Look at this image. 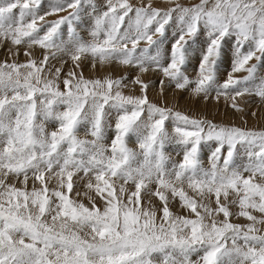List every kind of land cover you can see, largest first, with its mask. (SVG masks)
<instances>
[{"label":"snow or ice","instance_id":"6c2138e0","mask_svg":"<svg viewBox=\"0 0 264 264\" xmlns=\"http://www.w3.org/2000/svg\"><path fill=\"white\" fill-rule=\"evenodd\" d=\"M170 2L174 6L162 11L151 3L134 7L129 0H108L98 12L93 0H65L46 15L71 12L43 33L41 0L0 5V38L45 50L39 60L26 51L27 62L0 64V264H264L258 227L264 218L252 214L264 215V131L220 126L158 106L139 76L132 83L141 95H125V78L89 79L81 69L91 58L94 68L99 63L159 71L195 97L207 100L214 92L216 101L230 98L236 111H243L238 97L257 95L264 101V80L249 87L258 65L264 68V0H201L192 7ZM86 5L95 13L90 41L77 32ZM174 14L179 35L165 54V26ZM201 28L207 41L193 82L185 66ZM231 37L232 71L247 76L230 74L218 83L221 50ZM141 42L147 46L138 47ZM245 44L249 49L242 51ZM252 60L257 64L249 66ZM69 61L72 69L62 77ZM112 110L115 135L106 144ZM169 120L175 124L171 133ZM49 121L57 123L56 130H47ZM82 125L90 138L80 137ZM130 137L139 151L128 146ZM210 141L216 146L205 168L200 154ZM173 143L183 156L169 164L165 148ZM241 153L247 158L242 169L236 167ZM10 174L22 187L7 182ZM76 181H85L87 206L72 195ZM230 195L236 197L231 201L238 206L236 215L248 225L232 222ZM170 199H178L191 218L175 214ZM195 253L202 255L193 262Z\"/></svg>","mask_w":264,"mask_h":264},{"label":"rangeland","instance_id":"374dc122","mask_svg":"<svg viewBox=\"0 0 264 264\" xmlns=\"http://www.w3.org/2000/svg\"><path fill=\"white\" fill-rule=\"evenodd\" d=\"M107 3H105V2ZM138 1V2H137ZM158 1V2H157ZM160 1V2H159ZM162 1V2H161ZM11 2V0H0V5ZM65 0H41L40 8L37 10L39 15H44L45 20L39 22L38 26L41 28V32L43 33L46 30V27L50 22L61 19L62 17L68 16L71 10L63 11L56 13L54 15H46V13L52 11L53 7L57 4L64 3ZM96 4V8L98 12H102L106 9L108 0H93ZM113 3L116 0H112ZM137 2V3H136ZM143 2V3H142ZM180 4L185 7H192L201 3V0H178ZM211 2V0H210ZM104 3V4H103ZM134 7H140L146 5V3H151L155 8H159L162 11L169 9L174 6L170 0H129ZM137 4V5H136ZM16 14H18L19 9L14 10ZM93 15V16H92ZM95 13H93L87 5L85 6V12L81 15V20L77 22V32L82 36V38L86 40H91V30L94 25ZM30 19V18H28ZM47 19V20H46ZM125 22L127 24V18H125ZM90 23V24H89ZM90 25V26H89ZM155 27V24L152 26ZM180 24L175 14L173 15V19L170 21L168 25L165 26L166 29V43L163 46L164 53L167 54L171 48L172 43L178 38L179 35ZM123 30V29H122ZM62 39L67 40V25H62L61 29ZM90 35V36H89ZM86 37V38H85ZM154 39H159V36H154ZM2 41V42H1ZM207 41V33L206 30L201 28V33L198 34L197 43L193 45L195 49L194 54L191 56L189 63L185 66L186 71L185 74L189 77L191 81H195L198 78V68L201 59V52L203 51ZM191 43V41H190ZM147 44L145 42H141L138 47H146ZM249 49V45L245 44L242 51H247ZM26 51H30L32 54L31 58H35L37 60L42 58L45 50L41 49L38 45H33L30 49L27 44H21L19 46L13 45L11 39H3L0 38V64L2 63H25L30 57L25 55ZM197 52V55H196ZM236 54V46H235V37L226 38L224 45L221 50V58L217 65V82L223 83L227 80L228 76L232 74L234 78L242 79L247 76V72L241 71L238 73H233V65ZM93 62L91 58H87L83 60L81 65V69L86 78L94 79V78H105L111 76L113 78H125V82L127 83V87L123 89L125 95H141L140 87L132 83V81L139 76L145 83L149 85L148 88V98L150 102L157 104L158 106H163L167 108H171L173 111H179L182 114L188 115L192 118H199L211 121L220 126H229V127H238L245 130L251 131H264V101L257 95H246L244 97H238L237 103L243 111H236L231 107V99H225L221 97L219 101L214 99L215 93H212V96L207 100L202 97H195L192 95L190 89L179 90L176 89L173 84H170L168 80L163 77L162 73L155 70H150L146 73L139 72L135 67L132 66H121L119 64H110V65H100L96 64L94 68L92 66ZM252 64H257V61L252 60L249 63V66ZM57 67H60V63L56 64ZM72 69V63L69 61L68 63L63 64V73L62 77L65 73ZM90 69V70H89ZM79 71V70H78ZM264 80V68H260L258 65V72L256 74V78L254 81L249 83V87L259 86L261 81ZM161 81H164L163 86L161 85ZM63 88V85H60ZM190 87H194V84ZM179 95V96H178ZM189 96V97H188ZM213 104V105H212ZM202 105V106H201ZM209 106V107H208ZM60 110H63V106L60 107ZM262 110V111H261ZM116 113L115 110L111 111V114L108 117V123L111 125L106 131V139L105 143L110 144L111 139L115 135L114 125L116 122ZM143 119V117H142ZM261 120V121H260ZM166 127L171 133L175 127L173 121L169 120L166 122ZM46 128L49 132L56 130L57 123L54 121H49L46 123ZM79 135L81 138H90L85 137L84 134V126L82 125L79 129ZM128 146L135 151H139L138 144L134 137H130L128 141ZM216 146L215 141H210L202 145L201 150V160L203 163V167H210V156L212 151ZM166 154L169 156V164L178 163L182 160L183 149L181 146L176 144L166 145L165 148ZM247 163L246 156L241 153V155L236 160V167L242 169ZM245 176L248 173H244ZM8 183H15L16 187H22L18 182H15L11 179V174L7 181ZM55 181H53L49 187H54ZM35 187L39 188V184L37 183ZM29 190L33 188L32 181H29L28 185ZM79 195H76V193ZM87 189L85 188V181H76L74 184L73 197L77 200V202H82L86 206L89 205L88 197L85 195ZM89 195H93V193H89ZM233 199H236L234 195L229 196V207L233 212L232 222L236 224H240L241 226H246L250 222L247 221L243 217H239L236 213L239 211L238 206L236 204L231 203ZM99 204V200H97ZM170 207L172 211L177 215L189 216L191 218L192 214L181 207L178 199H170L169 201ZM152 206L156 209H159L160 203L158 199L153 198ZM214 206V205H213ZM253 215H256L258 218H264V215L253 211ZM222 215L217 217V219H222ZM261 229L260 234H264V225H258ZM200 255L202 253H195L191 257L193 262L199 260Z\"/></svg>","mask_w":264,"mask_h":264},{"label":"bare ground","instance_id":"6f19581e","mask_svg":"<svg viewBox=\"0 0 264 264\" xmlns=\"http://www.w3.org/2000/svg\"><path fill=\"white\" fill-rule=\"evenodd\" d=\"M105 2V1H104ZM138 2V1H137ZM136 2V3H137ZM158 2V1H157ZM160 2V1H159ZM162 2V1H161ZM105 3H107V2H105ZM143 3V2H142ZM104 4V3H103ZM147 4V3H146ZM137 5V4H136ZM135 6V5H134ZM155 7V6H154ZM93 16V15H92ZM95 17V16H94ZM47 20V19H46ZM90 24V23H89ZM90 26V25H89ZM90 36V35H89ZM82 37V36H81ZM86 38V37H85ZM2 42V41H1ZM204 50V49H203ZM196 55H197V52H196ZM124 67V66H123ZM90 70V69H89ZM179 96V95H178ZM189 97V96H188ZM213 105V104H212ZM202 106V105H201ZM209 107V106H208ZM262 111V110H261ZM261 121V120H260Z\"/></svg>","mask_w":264,"mask_h":264}]
</instances>
